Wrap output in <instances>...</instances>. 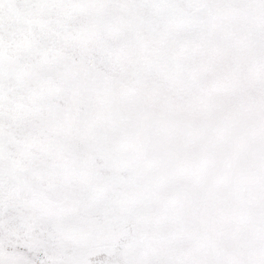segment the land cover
I'll use <instances>...</instances> for the list:
<instances>
[{"label":"snow or ice","instance_id":"obj_1","mask_svg":"<svg viewBox=\"0 0 264 264\" xmlns=\"http://www.w3.org/2000/svg\"><path fill=\"white\" fill-rule=\"evenodd\" d=\"M0 264H264V0H0Z\"/></svg>","mask_w":264,"mask_h":264}]
</instances>
